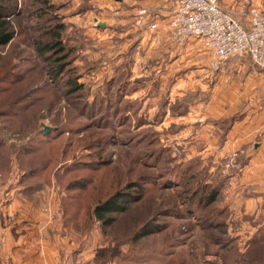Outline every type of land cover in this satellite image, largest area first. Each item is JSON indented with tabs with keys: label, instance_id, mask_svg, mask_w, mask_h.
I'll list each match as a JSON object with an SVG mask.
<instances>
[{
	"label": "rangeland",
	"instance_id": "rangeland-1",
	"mask_svg": "<svg viewBox=\"0 0 264 264\" xmlns=\"http://www.w3.org/2000/svg\"><path fill=\"white\" fill-rule=\"evenodd\" d=\"M256 3L264 8V0ZM15 5L17 13L10 18L16 36L0 46V186H5V191L14 185L21 190L17 186L24 184L19 194L21 205H54L71 223L97 224L102 238H108L111 249L116 248L119 263L212 264L206 257L211 248L189 238L188 225L194 215L187 210V196L199 180L198 189L206 191L203 183L214 173H200L192 179L188 174V183L176 188V173L180 177L187 163L192 162V167L198 163L187 157L190 151L184 145H188V135L179 136L184 125L176 124V115L186 114L195 101L206 103L211 98L214 105L218 103V69H212L205 88L197 81L198 74L190 78L195 90L183 89L181 82L178 95L172 71L169 75L158 69L161 54H152L132 69L134 58L142 60L141 55H132L134 47L125 45L116 33L109 39V23L102 25L85 2L51 0L46 9L39 4L33 8L30 0H15ZM59 23L63 25L60 35L65 48L52 60H44L35 49L34 39L46 40V31ZM133 43L136 46L138 39ZM200 52L199 46L195 61H189L188 54L182 56L176 81L177 76L185 78L190 68L204 61ZM232 59L252 64L249 59ZM61 63L60 74L53 78L54 68ZM215 123L221 127L219 119L213 118L211 124ZM95 137L101 140V158L106 164L78 174L93 177L95 182L105 179L115 183L117 179L120 186L142 184L144 196L131 206L132 221L155 222L163 227L158 232L129 239V231L121 225L124 220L131 224L129 217L118 215L119 226L101 227L92 217L76 222L62 213L64 183L59 184L54 173L63 172L72 162L87 160L90 151L98 148H89L81 140ZM55 150L58 161L47 181ZM236 162L237 167L229 168L239 169ZM177 253L181 258L176 263Z\"/></svg>",
	"mask_w": 264,
	"mask_h": 264
},
{
	"label": "crops",
	"instance_id": "crops-1",
	"mask_svg": "<svg viewBox=\"0 0 264 264\" xmlns=\"http://www.w3.org/2000/svg\"><path fill=\"white\" fill-rule=\"evenodd\" d=\"M71 1L85 2L102 25L109 23V39L116 33V38L134 47L130 53L141 55L142 60L134 58L132 69L157 52L161 54L158 69L169 75L172 71L176 94L181 95V82L183 89H196L190 81L194 75H199L197 81L203 88L211 81L210 53L202 40L191 38L176 45L169 37L167 13L175 0ZM219 3L235 16L244 15L243 0ZM140 10L145 11L144 23L136 27ZM152 22L157 29L149 27ZM133 39H138L136 46ZM199 46L204 61L190 68L185 78L177 76L176 81L180 59L188 54V60L195 61ZM114 48H118L116 44ZM120 48L115 49L116 54ZM217 76L221 87L218 103L214 105L211 98L206 103L195 101L186 114L176 115V124L184 125L179 136L188 135V145H184L190 151L187 157L208 168L210 175L220 171L226 177L216 200L195 209L188 225L189 238L211 248L206 257L212 264L264 263V69L231 58L220 65ZM213 118L219 119L221 127L211 124ZM231 155L239 162L237 170L228 166ZM17 187L22 189L14 185L5 191V186H0V264H126L117 262L116 248L111 249L108 238H102L97 224L71 223L54 205H21L19 194L26 185ZM201 213L207 215L204 220L198 217Z\"/></svg>",
	"mask_w": 264,
	"mask_h": 264
},
{
	"label": "trees",
	"instance_id": "trees-1",
	"mask_svg": "<svg viewBox=\"0 0 264 264\" xmlns=\"http://www.w3.org/2000/svg\"><path fill=\"white\" fill-rule=\"evenodd\" d=\"M38 4L39 6L45 7V9L50 8L51 0H30V5L33 8ZM16 13L15 0H0V46L6 45L16 36L13 20L10 18L11 15ZM62 28L63 25L61 23L56 24L46 31V40L34 39L35 49L38 55L44 60H52L54 55L64 50L65 47L60 35ZM62 68L63 63L58 64L56 68H54L53 78H57ZM81 142L87 143L86 146L92 149L97 147L98 150L94 151V153L90 151L87 160L75 161L66 165V167L63 168V172L59 170L55 171L54 175L56 176L57 182L59 184L60 182L64 183V187H62L63 193L60 197L61 209L63 210L62 213L71 216V219L76 222H81L86 218L90 219V217H92L101 227L120 225L117 219L118 215L129 217L132 222L131 224L126 222V220L121 224L124 226L125 231H129V239H138L142 236L156 233L163 228L161 225L152 221L142 222L141 224L139 221L142 220L132 221L133 214L131 212V206L141 201L144 196V187L142 184L138 182H127L123 186H120L119 181H116L117 179L114 180L115 183H108L105 179H100L97 180L98 182H95L93 177L78 174V172L82 170L92 171L95 168H99L98 165L106 164L105 159L101 158V145L99 144L101 140L99 137L90 140L82 139ZM50 157L51 161L48 164V174H46L47 181L50 180V172L56 167L58 151L56 153L55 150ZM64 159H66V157ZM200 173H208V168L201 167L199 164L192 167V162L187 163L184 169L179 173L181 174L180 177L178 173H176V188L188 183L186 178L188 174L192 179V177L194 178ZM208 175H210V173H208ZM212 176L213 178L210 179V181L205 180L203 183L204 188L207 189L206 191L198 189L199 184L202 182L199 180L194 183V188L190 191L191 194H189L190 192L186 193L189 194L187 196V201H190L187 205V210H190L193 215L196 213L195 209L198 211L205 208L213 203L220 194L226 177L222 176L220 171H216ZM180 194L184 193L180 191ZM137 216H141V214H137ZM198 217L204 220V217L199 214ZM125 231L123 235H127ZM133 231L135 233H133ZM179 258H181V256L177 253L176 263ZM181 264L186 263L183 261Z\"/></svg>",
	"mask_w": 264,
	"mask_h": 264
},
{
	"label": "built area",
	"instance_id": "built-area-1",
	"mask_svg": "<svg viewBox=\"0 0 264 264\" xmlns=\"http://www.w3.org/2000/svg\"><path fill=\"white\" fill-rule=\"evenodd\" d=\"M256 2L243 0L244 15L238 17L224 9L219 0H175L167 13L166 29L177 45L191 38L201 39L214 70L231 58L249 59L264 69V11ZM138 14L135 24L141 27L145 11ZM149 27L158 28L155 22ZM228 166H238L235 155L230 156Z\"/></svg>",
	"mask_w": 264,
	"mask_h": 264
},
{
	"label": "water",
	"instance_id": "water-1",
	"mask_svg": "<svg viewBox=\"0 0 264 264\" xmlns=\"http://www.w3.org/2000/svg\"><path fill=\"white\" fill-rule=\"evenodd\" d=\"M46 130V129H45Z\"/></svg>",
	"mask_w": 264,
	"mask_h": 264
}]
</instances>
